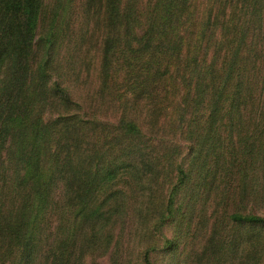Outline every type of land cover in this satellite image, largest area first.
<instances>
[{
  "label": "trees",
  "instance_id": "obj_1",
  "mask_svg": "<svg viewBox=\"0 0 264 264\" xmlns=\"http://www.w3.org/2000/svg\"><path fill=\"white\" fill-rule=\"evenodd\" d=\"M47 1L0 0V180L6 187L0 192V264H98V257L114 247L115 226L130 209L118 184L135 185L141 193L133 207L140 224L181 219L180 234L189 233L193 242L186 264H264V84L258 103L254 99L261 72L257 63L264 58L253 47L256 41L241 55L248 32L253 29L258 37L264 31V0H244L248 28L237 41L228 34L236 28L232 24L242 0H208L202 20L199 0H83L80 14L86 23L81 29L71 20L59 26L60 11L75 0H56L48 33H38ZM103 24L108 29L101 37L102 69L108 75L97 93L100 104L86 103L105 116V96L112 89L110 83L107 87L113 75L110 55L124 43L130 59L143 56L138 63L128 62L123 86L134 101L144 102L149 130L125 117L116 125L85 121L81 106L62 87L64 40L79 61L91 26L98 30ZM216 27L221 28L219 38ZM210 51L215 58L208 65ZM229 51L222 71L216 64ZM184 89L194 101L192 112L179 99ZM203 98H211L208 108ZM117 99L126 109V94ZM160 109L169 112V126L157 124ZM104 132L106 137L118 132L114 144L129 142L120 156L113 157L109 149L99 153L91 143L89 133ZM147 132L157 137L158 147L151 152L159 157L146 151ZM184 134V140L190 139L189 170L181 164L182 146L173 142ZM174 163L177 178L165 194ZM61 183L67 199L58 205L52 196ZM120 257L118 251L113 264ZM142 260L150 264L149 250Z\"/></svg>",
  "mask_w": 264,
  "mask_h": 264
},
{
  "label": "rangeland",
  "instance_id": "obj_2",
  "mask_svg": "<svg viewBox=\"0 0 264 264\" xmlns=\"http://www.w3.org/2000/svg\"><path fill=\"white\" fill-rule=\"evenodd\" d=\"M82 2L83 0H75L73 4H69L67 2L63 9L60 11V21L59 26L61 28H64L66 23L71 20V24L74 28L81 29L82 27H85V21L82 19V16L80 12L82 11ZM207 2L208 0H199L197 4V17L202 20V14L207 9ZM127 3L126 0H123V4ZM56 5V0H48L46 6L47 12H46V18L45 20L41 21V25L39 27L38 33H48L49 29V23H50V9ZM239 10L237 9L238 13V19H235L232 26H236L235 29L232 28L231 32L228 34L229 36L234 35V40L237 41L238 37L240 36V33L244 30H247V25L245 24L247 20L249 19V14H246L247 10V3L242 0L240 3ZM216 17V14H214ZM205 19V18H204ZM230 20V17L229 19ZM264 24V23H263ZM220 27V25H219ZM216 29L217 37L221 36V28ZM91 26L90 33L87 35L85 40L83 41V48L80 53V60H74L76 58L77 54L74 52L71 53V43L68 41V38L64 40L65 45L61 47L60 49V55L62 58H64L66 61L64 65L62 63L61 66L63 69H61L62 72V87L65 88L69 94H71V98L76 101L81 107L80 114L81 118L85 121H92L95 119H99L100 121L104 122H111L112 124H118L120 120L125 117L127 120H135L137 124L142 125L143 128L146 130H149L151 127L148 125H145V111L143 108V101H134V95L131 90L128 89L126 83L123 86V81L126 73H128L129 68L127 66L128 62L132 65L134 63H138L139 60H143V56H140L136 60L130 59L129 53V46L126 44H122L118 48L117 53L112 56L110 55V63H112V70H111V80L108 82V88L109 83L110 87L112 88L111 93H107L103 108V115L98 114V110L95 109V112L92 108L89 107L88 103H86V100H88L93 106L99 105L100 100L97 97V93L99 92L101 87V82L107 78V73L103 72V61H104V53H103V42L101 41V37L104 39L105 31L108 29L105 27V24L100 25L98 30H94V28ZM122 28V26H121ZM73 29V28H72ZM72 33V32H71ZM70 33V34H71ZM138 34H141V31H138ZM114 35V33H113ZM256 41L257 44H254V48L258 50L260 53L263 54L264 58V31L260 34V36L255 37V34L253 32V29H251L248 32V35L246 37V43L245 46H242L241 55L246 56L249 52V48L252 45V42ZM76 43L72 45V49H74ZM135 48H138L137 45ZM156 57L155 53H153ZM231 51L226 52L225 54H222L220 59L218 60L216 66L218 69L224 70L225 66H227L229 62V58L231 57ZM129 55V60L126 59V56ZM42 56V53H38L36 58H40ZM226 57V58H225ZM215 58L214 51H210L208 58L206 60V63L209 65L212 63V61ZM36 61V60H35ZM257 67L260 68L259 73V81L256 85V92H255V101L258 103L259 101V88L264 84V61L259 60L257 63ZM211 88L213 86L214 88H217V84L211 83L209 85ZM212 90V92H213ZM123 92L126 94V98L129 100V102L126 104V109L124 108V101H118L117 96L122 95ZM171 92H173L171 90ZM187 94L189 95V92H186V89L181 90L180 92V100H183L187 102V104L190 106L191 112L192 109L195 107L194 101H191L188 99ZM210 94L207 95L209 97ZM121 98V97H118ZM211 98H203V103L207 105V108L209 106V102ZM188 100V101H187ZM177 105H179L176 102ZM159 121L158 125L160 127L161 124L164 123V125L169 126L168 119L166 118L169 112H163L162 109L159 111ZM193 113L188 114L185 124L187 126L188 120H190ZM103 116V117H102ZM48 119V117L46 116ZM183 125V124H182ZM183 125V129H185V126ZM118 134V132H111L108 137H106L107 133L104 132L101 135L92 136L91 133H89L90 141L92 144L96 145L97 149L99 150V153H102L103 150L109 149V151H112L113 157H118L121 155V150L128 145V141H123V143H117L114 144L112 140L114 139L113 136ZM185 134L180 138L178 136L177 139H175V143L182 146L180 152L182 158L181 164L184 167L185 170H189V158L188 156L186 158V155L189 151H187V145L186 143L190 144ZM189 138V137H188ZM110 141L112 143H106L107 141ZM144 142H148L146 144V151L149 154H152L153 157H159V154L156 152H151L152 148L155 149L158 147V140L157 137H155L153 134L147 132L146 137L143 139ZM195 143V141H194ZM120 153L118 155V153ZM6 151H4V158H6ZM191 155V154H190ZM124 158L120 157L119 162H123ZM161 161H163L161 159ZM180 162V161H179ZM175 166H178L177 163H174L172 165V168H169V172L172 177L169 181H167V184L165 185V194H167V189L170 188L171 184L175 183L176 177V169ZM160 168V167H159ZM165 171L168 170V167L164 169ZM132 183V182H131ZM5 185L3 184V181L0 180V192H3L5 190ZM116 188H123L125 190L126 194L129 197L130 202V209H128L127 212L124 213V220L115 226L114 233L116 235V239L114 240V247H112L106 254L98 257L97 262L98 264H113L114 255L119 251V263L118 264H143L142 260V254L149 250V262L150 264H167L169 261L170 264H186V255L192 248V241L190 239L189 233H186V235H181L178 223L179 220H176L172 223L170 220H166L163 222V219L161 221H158L156 223L155 220L151 223L142 222L141 224L138 222V215L135 213V209H133L134 206H136V202L138 201L139 194H141L139 191L137 193L136 186L135 185H127V184H118ZM159 189L155 186L152 193L154 196H156V202L160 200V192H158ZM178 195L176 194L175 198L181 199L182 196V190L180 191ZM149 192H147V197L149 196ZM146 197H144L145 199ZM66 197V191H65V184L61 183L58 184L56 187V191L52 196V200L54 203H58V205L63 204ZM146 207V206H144ZM73 212H69L68 215H71ZM68 225H71L70 223L73 222V220L67 219ZM59 222V215L58 213L53 215L51 219V229L55 230ZM194 223V220H191L189 222L190 226ZM184 228V227H183ZM119 234H122V238L120 240V244L117 246L115 242H117L119 238ZM172 241V245L168 246V242ZM118 249V250H117ZM132 252L133 255H132ZM132 258L133 261H132ZM136 259V260H135ZM137 260H140V263H137ZM142 260V262H141ZM168 262V263H169Z\"/></svg>",
  "mask_w": 264,
  "mask_h": 264
}]
</instances>
